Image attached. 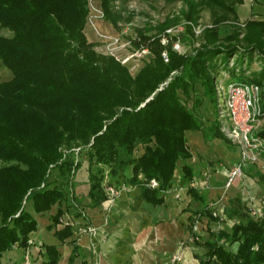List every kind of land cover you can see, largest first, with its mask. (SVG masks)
Returning a JSON list of instances; mask_svg holds the SVG:
<instances>
[{"label": "trees", "instance_id": "16d2710c", "mask_svg": "<svg viewBox=\"0 0 264 264\" xmlns=\"http://www.w3.org/2000/svg\"><path fill=\"white\" fill-rule=\"evenodd\" d=\"M99 1L103 16L116 27L111 9L114 0ZM178 1L185 10L179 18L164 21L159 32L164 36L139 32L132 40L135 49L147 50L152 56L133 76L114 56L98 53L88 43L84 34L88 0H0V30L11 33L0 35V65L11 73L10 79L0 81V264L14 247L27 249L30 234L37 229L36 215L54 206L57 211L46 229L54 230L61 245L71 239L67 243L72 246L70 261L78 255L71 225L56 228L72 206L66 184L79 166L64 150L77 144L88 157L89 203L85 207L96 208L106 200L103 168H108L110 179L117 184L114 188L122 183L135 188L137 203L163 205L178 163H182L180 186L204 206L195 220L191 218L190 236L195 221L203 216L208 225L231 222L227 228L207 229L208 237L202 243L206 252L196 257L199 264H264V215L253 218L246 203L236 196L223 208V218L215 216L207 211L205 196L192 186L196 172L186 163L193 158L187 135L201 132L204 137L225 138L218 129L220 119L215 116L205 132L196 114L200 101L195 99L188 109L181 97L191 99L200 86L215 104L214 58L241 55L239 50L249 56L255 51L263 54L264 20L239 23L237 7L244 0ZM204 7L214 15L212 26L206 28L207 43L190 53L174 51L165 31L180 19L184 30L191 33ZM218 11L223 15L218 16ZM226 14L237 31L225 39L238 40L243 31L245 48L219 43L217 28ZM250 82L260 86L257 79L231 83ZM258 134L260 138L255 137L264 141V131ZM138 145L143 152L134 156ZM258 150L264 156V143ZM54 170L57 176L49 182ZM127 170L129 175H125ZM254 177L264 193V175L255 171ZM151 180L157 187L148 186ZM38 247L46 250L48 264H56L58 246Z\"/></svg>", "mask_w": 264, "mask_h": 264}, {"label": "rangeland", "instance_id": "374dc122", "mask_svg": "<svg viewBox=\"0 0 264 264\" xmlns=\"http://www.w3.org/2000/svg\"><path fill=\"white\" fill-rule=\"evenodd\" d=\"M246 1L253 4L257 2L256 0ZM87 7L89 14L84 28V34L88 43L94 46L96 52L114 56L128 68L133 76L145 64L151 61L152 56L147 50L135 49L131 45L132 40L137 38L139 32L147 36H156L160 32V27L164 21L179 18L181 12L185 10V5L178 0H114L111 9L117 18V26L115 27L103 16L99 0H88ZM212 13L213 11L211 9L204 7L200 12L197 25L191 33L184 30V22L182 20L180 21L179 19V22H176V24L174 22V25L165 31L169 35L168 40L170 41L172 49L179 53H190L195 48L205 45L207 43L205 41L208 39L206 28L212 26L214 19ZM216 13L218 16L223 15L220 11ZM252 16L250 17L253 19L259 18ZM224 17V21L217 28L218 36L221 39L219 43H238L240 47L245 48V43L241 41L243 31H241L242 34L238 37V40L229 42L225 39L237 30L232 25L233 21L231 16L226 14ZM238 21L242 23L244 19H238ZM158 35L162 34L159 33ZM162 42L167 43L166 37H163ZM239 51L243 55H233L228 59L219 55L212 62L214 63L212 76L215 104L211 103L202 94V88L200 86L197 87L198 92L191 94V99L186 100L184 96H181L182 102L190 109L195 99L200 101L196 109V114L203 121L205 132H207L206 128L211 125L215 116L219 121V111L216 103L218 101V93L221 91L220 86L225 89L231 82L257 79L260 81L261 90L259 101L260 116L251 129V135L259 137L258 133L264 131V52L260 54L255 51L249 56L243 50ZM3 72L4 70L0 69V81L8 80V77ZM219 123V132L225 140L212 139L209 135H207L208 137H204L201 132H198L199 134L196 135V139L198 140L196 145L198 148L194 145L188 146L193 158L186 163L194 167L196 172L195 183L200 178H203L206 181L205 183H207L205 184L207 185V189L200 191L207 195L208 212L223 218V208L227 205L228 200L239 196L248 206L250 215L255 219L260 218L264 215V193L257 184V178L254 177V172L259 171L264 175V156L259 150H255L254 147L243 149L239 143L240 137L237 139L232 138L230 136L232 134L231 131L224 125L225 121H222V124ZM142 152L143 146L138 145L134 151V156H138ZM64 153L65 155H69L70 153L71 159L75 163H78L79 166L75 171L71 172L69 182L66 184V189L71 193L70 200L72 206L66 211L60 221L62 225L72 224V227H75L74 233L76 235L74 236L78 240L85 233L88 235L91 234L92 232L90 230H93L88 223L86 224L85 220L84 224L75 221L79 220L75 216L77 213H86L87 207L85 206L89 203V200L86 199V189L87 186L89 187L87 171L88 157L86 150L79 148L78 144L72 145L71 150L68 152L64 150ZM181 165L182 163H178L172 189L165 194V198H168L169 195L167 193H174L170 198L171 200L157 210L141 207V203H137L134 187L122 183L119 187L114 188L117 184L110 179L108 168H103L105 178L102 182V189L106 200L97 206L95 210L100 215L112 217L116 222H119L122 225V237L112 240L113 233L100 234L99 239L98 237L92 238L90 236V247L86 248L88 250L81 252V257L78 259L77 264L81 262L84 264H102L104 261L107 264H129L132 259V252H134L132 245L135 241V230L137 227L140 228L144 223H147V219L155 211L166 215L171 214L170 216L178 220L184 231L188 234V228L191 226L192 221L191 219H186V216L191 212L193 213L192 220H195L199 212L188 207L186 208V202L189 197L186 195V188L180 186L181 172L179 168ZM238 165H240L241 173L230 187H226L228 172ZM129 174L130 171L127 170L125 175ZM56 176L57 171H52L48 177V181H53ZM155 183L158 184L156 181ZM197 184L195 185L197 186ZM110 188L112 190H109ZM168 206L171 207L170 210H164V207L167 208ZM43 216L46 217V215ZM206 220V217L203 216L201 220L195 221L193 236H190V234L186 236V234V237L180 240L178 248L170 252L166 258L159 259L157 264H183L185 262V254L189 256L190 260L191 255L202 256L205 250L200 247H195L194 243L207 239L208 234L206 229L211 228L212 231H216L219 226L221 228H227L231 225L229 221L225 225H218L216 223L207 225ZM41 224L42 221L39 220V228ZM67 243L68 240L64 245ZM32 246L34 245H29L27 249ZM27 249L24 250L27 251ZM12 250L13 257L16 259L22 255L21 250ZM105 251L106 255L104 254ZM6 255L5 253L2 258H5ZM3 260L2 264H4Z\"/></svg>", "mask_w": 264, "mask_h": 264}, {"label": "crops", "instance_id": "0c3cea01", "mask_svg": "<svg viewBox=\"0 0 264 264\" xmlns=\"http://www.w3.org/2000/svg\"><path fill=\"white\" fill-rule=\"evenodd\" d=\"M256 1L257 2L254 4L248 1H244L242 5L238 6L237 7L238 19L240 20L244 19V21L249 20V19L250 20H264V17H262L264 15V0H256ZM251 15H253L252 17H259V18L253 19L250 17ZM0 35L9 37L11 33L6 30H0ZM0 69L4 70L3 74L6 77H8V79H10L11 73L8 70L4 69L1 65H0ZM198 134L199 133L196 132V133H191L187 135L186 139H187L188 146L194 145L197 147L196 144L198 140L196 139V135ZM197 180L199 183L196 182V184L198 183L199 185L198 184L197 186L195 185L196 190L200 194L205 196L206 198L205 203L207 205L208 203L207 195L206 193H203L202 191H200L203 189H207L206 187L207 185H205L207 183H205L206 181H204L203 178H200ZM88 189L89 187L87 186L86 196H87ZM167 194L169 196L168 198L167 197L165 198V202L163 205L152 206L145 202H141L140 205L141 207H144V208H151L152 210H157L158 208L165 206L167 202L171 200L170 198L173 196L174 193H170V194L167 193ZM187 197H189V199L186 202V208L188 207L197 212H201L204 209L203 204L195 201L189 195H187ZM170 208L171 207L169 206L167 208L164 207V210H170ZM95 209L96 208H92V209L87 208L86 213L83 214L82 216L84 218L76 217V219H79V220H75L76 222L78 223L81 222L82 224H84L86 221V224L88 223V225L93 229V232L89 235L85 233V235L78 238V240L74 236L76 234L75 233L73 234L72 239L76 240V244L80 249L78 251V255L75 256L73 260L71 261H70V257L72 255V246L69 244L61 245L60 242L53 236L54 230L48 231L46 229V226L51 224V217L55 215L57 211V206L52 207L49 212L36 215V220L38 223L37 229L35 232L30 234V238L37 242V246H32L29 249H27V252L29 253V256H30L31 264H48L49 256L46 250L39 249L38 247L41 244L58 246L57 258L54 256V258L56 259V264H77L78 259L81 257V252H83V250H88L86 248L90 247V244H91L90 236L92 238L98 237L99 239L100 234L113 233L112 240L120 239L122 237V228H121L122 225L119 224V222H116L112 217L100 215L98 211H96ZM192 214L193 213L191 212L188 213L186 216V219L190 220L193 216ZM43 215H46V217H44ZM170 215L169 214L166 215L164 213L155 211L149 216L150 218L147 219L148 220L147 223H144L140 228L139 227L136 228L135 230L136 232L134 236L135 241L132 245V249L134 250V252H132V259L129 264H157L159 259L166 258V256L170 254V252L178 248L179 246L178 244H180L179 243L180 240L188 236L189 232L187 234L184 231L181 223L178 222V220H176L175 218H172ZM40 216H43V217H40ZM39 220L42 221L40 228H39ZM206 223L208 225V220H206ZM69 225H71L72 227V224H69ZM62 227H63L62 222L61 224L56 226L57 229H60ZM72 230L73 232H75L74 231L75 227H72ZM70 240L71 239H69L68 241ZM204 241L199 242L201 243V245H196L194 243L195 244L194 246L200 247L204 249L206 252L205 247L202 246V243ZM236 249H237V244H234L232 246V250L236 251ZM17 250H21L22 255L19 258L17 257L18 259H16L15 257H13V250L9 251L6 253L7 255L5 256V259L3 260L4 264H17V263L22 262L23 255H24V249H16L15 251ZM103 250H106V249H103ZM104 254L106 255V251L104 252ZM202 256L191 255V260H190L189 256L185 254V257H184L185 262L183 264H199V261L196 257H202ZM78 264H84V263L81 262ZM102 264H107V262L104 261V263Z\"/></svg>", "mask_w": 264, "mask_h": 264}, {"label": "built area", "instance_id": "2783aa9c", "mask_svg": "<svg viewBox=\"0 0 264 264\" xmlns=\"http://www.w3.org/2000/svg\"><path fill=\"white\" fill-rule=\"evenodd\" d=\"M163 57H165V54H163ZM220 88L221 91L218 93L217 101L219 119L229 124L226 127L231 131L232 134L230 136L232 138L237 139L240 137L239 143L243 149L254 147L255 150H258L264 141L251 135V129L260 116V86L250 82L230 83L227 88L224 89L222 86ZM240 173V165L231 169L226 178V187H230ZM195 184L193 183L192 186H195ZM148 185L151 188L157 187L154 180H151ZM109 190L112 189L110 188ZM90 232H93V230H90ZM29 245H35V241L29 239ZM14 249L16 250V247ZM17 264H31L29 253L26 250H24L22 262Z\"/></svg>", "mask_w": 264, "mask_h": 264}]
</instances>
